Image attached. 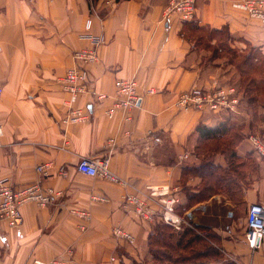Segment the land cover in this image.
I'll return each instance as SVG.
<instances>
[{
  "label": "crops",
  "instance_id": "crops-1",
  "mask_svg": "<svg viewBox=\"0 0 264 264\" xmlns=\"http://www.w3.org/2000/svg\"><path fill=\"white\" fill-rule=\"evenodd\" d=\"M233 1L196 0L194 19L181 21L163 18L168 0H0V178L13 187L38 181L59 192L47 206L23 204L17 225L0 218V264H33L34 259L53 257L65 264H101L111 256V264L149 262V239L159 225L175 236L192 228L203 237L201 228L233 264H264V238L253 252L244 241L249 204L264 203V157L253 155L258 176L242 194L245 215L239 227L222 219V205L234 203L219 193L188 203L202 180L183 174L200 163L197 152L204 141H211L200 137L199 125H237L236 118L247 111L239 94V116L175 105L178 93L193 86L234 85L224 81L226 56L206 59L208 51L195 46L188 23L217 33L222 29L228 48L251 47L261 58L264 76V23L233 8ZM88 17V32L103 40L96 47L97 59L82 64L72 55L93 47L81 37ZM209 42L217 40L211 37ZM76 66L87 71L88 91L68 106L62 79ZM129 77H135L142 95L138 107L129 111L131 120L121 111L107 117L116 80ZM93 92L106 98L97 101ZM70 107L82 109L86 119L66 121ZM261 128L257 135L264 143V124ZM249 142L244 138L236 146L239 155L251 151ZM83 157H108L109 169L120 181L79 173L76 165ZM213 161L223 165V154H214ZM45 162L52 163L47 175L36 170ZM161 187L168 191L165 196L147 200L154 211L151 220L141 218L124 200L125 194L145 196L150 188ZM172 195L179 198L174 215L184 219L179 229L161 218L159 199ZM72 208L86 210L89 219L75 216ZM115 226L130 233L133 243L113 236Z\"/></svg>",
  "mask_w": 264,
  "mask_h": 264
},
{
  "label": "built area",
  "instance_id": "built-area-1",
  "mask_svg": "<svg viewBox=\"0 0 264 264\" xmlns=\"http://www.w3.org/2000/svg\"><path fill=\"white\" fill-rule=\"evenodd\" d=\"M110 3V0H107ZM232 7L244 12L249 18L256 19L264 23V0H234ZM196 14V0H168L163 10V18L166 20L177 18L181 21L194 19ZM91 18L85 21L84 29L86 33L81 37L90 40L93 47L77 50L73 53L75 61L88 64L97 59L96 47L102 42L100 35L90 34ZM63 83L68 93V106L75 102L76 98L88 91V75L85 68L76 66L67 70L63 77ZM138 82L135 77L120 78L115 82V90L112 103L106 109L107 117L112 118L117 111L124 112V119L131 120L130 112L138 107L142 95L138 92ZM1 94V88H0ZM97 101H103L106 96L98 93H92ZM240 99L237 88L234 85L213 83L210 88L193 86L187 90L178 93L175 99V105L180 109L205 110L208 112H229L237 113ZM86 119V113L80 108L70 107L66 116V121L81 122ZM2 133L0 127V135ZM249 141L254 150L264 157V143L259 135H250ZM184 154L182 158H186ZM51 162L41 163L36 166V170L44 175L48 174ZM76 170L79 173L89 176L99 177L111 182H119L120 178L109 169L108 157L102 158H81ZM63 174V171H60ZM152 189V190H151ZM148 195L143 194H125L124 200L131 205L135 213L141 218L151 220L154 211L150 209L147 200H153L154 196L166 195L168 192L164 187L159 189L150 188ZM59 192L52 187H43L38 181L25 184L21 187H13L5 177L0 178V218L7 220L9 225H17L21 221L20 207L28 202H33L40 207L47 206L52 202ZM103 200V198H99ZM162 203L161 218L164 223L179 229L184 219L174 215V206L178 203L177 196H167L159 199ZM70 212L80 219H89V213L84 209L72 208ZM83 225V224H82ZM189 225V224H188ZM113 236L123 239L128 243H133V236L118 226L112 229ZM264 238V203H250L245 215L244 241L250 252L257 250ZM228 256V255H227ZM229 257V256H228ZM230 258V257H229ZM231 259V258H230ZM114 256L101 264H111L114 262ZM232 260V259H231ZM33 264H65L61 257H53L47 260L34 259Z\"/></svg>",
  "mask_w": 264,
  "mask_h": 264
},
{
  "label": "trees",
  "instance_id": "trees-1",
  "mask_svg": "<svg viewBox=\"0 0 264 264\" xmlns=\"http://www.w3.org/2000/svg\"><path fill=\"white\" fill-rule=\"evenodd\" d=\"M187 26L189 27L188 33H192L196 29H203L202 27H198L192 23H188ZM220 31L223 30L221 29L219 32ZM215 46L212 51L213 55H215L217 49L221 50L218 45ZM226 51L228 54L232 53L233 55L232 57L230 56V58L226 57L228 64L232 65V61L235 59L233 57L238 55V50L236 51L234 49L227 48ZM238 57L240 60L235 65V69L238 74V82L235 84V87L237 88L240 99H242V102L247 107V110L251 111L254 110L255 104L257 108L260 107V98L264 97L262 62L260 56L253 49L244 53V55H239ZM241 128V126L231 125L227 121L220 122L216 126L212 127L201 125L197 127L196 130L198 131L200 137L210 139L211 141H204L202 152H197L201 156L200 163L195 166L186 167L184 170L183 174H197L202 180L197 193H191L188 195V203L201 201L219 193L222 181H225L228 176L232 178V181H235V184H241L244 186L248 185L254 179L253 175L258 173L259 169V164L253 156L255 153L247 151L244 155H239L235 149L236 146L244 139ZM217 152L223 154L224 156L223 165L220 163H214L213 161V156ZM217 173L224 176H218ZM200 230L202 231L201 233L203 234V237L192 228H184L177 236H175L168 226L159 225L156 227L154 233H152L149 239L151 261L140 263L132 261L131 264H175L177 260L172 259V253L178 252L179 248L185 249L189 246V243L197 239H202L203 241L204 239L207 241L210 239L207 233H205L201 228ZM212 246L214 247V245ZM217 252L213 251L214 254L210 253L215 255ZM200 255L201 257H205L206 255L208 257L210 254L200 253ZM233 263L234 262L228 260V264ZM191 264L214 263L197 262Z\"/></svg>",
  "mask_w": 264,
  "mask_h": 264
},
{
  "label": "rangeland",
  "instance_id": "rangeland-1",
  "mask_svg": "<svg viewBox=\"0 0 264 264\" xmlns=\"http://www.w3.org/2000/svg\"><path fill=\"white\" fill-rule=\"evenodd\" d=\"M211 37L216 38L217 40L216 44L214 45L210 44L209 40L211 39ZM190 38L198 49L205 48V50L208 51L205 54L206 59H211L216 56H226L228 58H230V56L231 57L233 56L232 53L228 54V52L226 51L228 48V45H227L228 39H227V34L224 31H220L217 33L208 28L196 29L195 31L190 33ZM215 45H218V47L221 48V50L217 49L215 55H213L212 51ZM234 50L237 51V49H234ZM250 50H252L251 47H243L242 51L238 50L237 51L238 55L233 57L235 59L232 61V65H228L224 63V65L221 67V70H226L227 72V75L225 76L224 81L231 82L234 85L237 84L238 74L235 69V65L240 60L238 56L244 55V53H247ZM262 104L264 106V97H261L259 101V106H261ZM254 107H255L254 110H251V111L243 110L244 113H242V115H240L242 111H239L237 115L238 116L240 115V116L236 118V123L240 122L237 125H239V127L240 126L242 127L241 128L242 134L244 138H247L248 142H249V136L259 134V131L262 129L261 127L264 124V109L261 107L257 108L256 104ZM251 151L257 154V152L254 150L252 146H251ZM217 175L224 176L219 173H217ZM256 176H258V173L253 175V177H256ZM221 185L222 186H220L219 194H221L222 197L227 198L234 203L232 206L222 205L221 207L222 219L224 220V222L225 220H229V221L233 220L234 221L233 223L234 224L237 223L239 227L240 223H242L243 216L245 215L243 213V209L241 205L242 196H243L242 194L245 191L246 186H249L250 183L245 186L241 184L237 185L235 184V181H232V178L228 176L225 181H222ZM229 212L231 213V215H228ZM234 224H233L234 228H237ZM205 233L208 234V232H205ZM212 245L213 244L212 243L210 244L209 241H207L206 239H204V241L202 239H197L189 243V246L186 247L185 249L179 248L178 252L172 253V259L177 260L175 264H182V263L191 264V263H197V262L228 264V260L231 261V259H229L228 256L224 255L220 251H219L220 252L219 254L217 252L218 247L214 245V247L217 249L216 250ZM211 250L216 251L217 253L213 255L214 253ZM209 251L213 254H211ZM200 253H205V254H210V255H208V257L207 255L205 257H201Z\"/></svg>",
  "mask_w": 264,
  "mask_h": 264
}]
</instances>
